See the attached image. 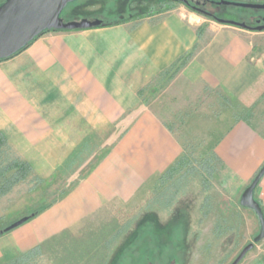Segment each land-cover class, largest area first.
<instances>
[{
    "label": "crops",
    "instance_id": "1",
    "mask_svg": "<svg viewBox=\"0 0 264 264\" xmlns=\"http://www.w3.org/2000/svg\"><path fill=\"white\" fill-rule=\"evenodd\" d=\"M166 77L164 99L143 105L140 93ZM177 99L194 102L193 109L199 99L218 104L211 154L222 186L241 206L264 165V30L208 20L178 5L111 25L46 31L0 60V131L32 166L33 157L73 155L69 126L128 125L75 189L12 232L22 233L18 247L30 251L165 174L183 155L173 127ZM255 197L264 210V176ZM239 264H264V239Z\"/></svg>",
    "mask_w": 264,
    "mask_h": 264
},
{
    "label": "rangeland",
    "instance_id": "2",
    "mask_svg": "<svg viewBox=\"0 0 264 264\" xmlns=\"http://www.w3.org/2000/svg\"><path fill=\"white\" fill-rule=\"evenodd\" d=\"M178 5L175 0H76L61 17L65 22L101 19L111 25ZM168 78L140 93L143 105L158 106ZM201 99L195 109L194 102L180 105L181 99L172 100L179 112L173 127L186 157L177 171L163 174L130 200L111 202L82 225L44 240L37 255L16 264H231L259 233L260 221L245 215L219 180L211 136L221 110L216 102ZM69 128L75 132L70 141L73 155L32 158L33 173L0 198V230L64 199L110 153L128 125ZM74 134L81 140H73ZM15 229L0 235V264H12L11 259L28 252L18 247L19 241L16 244L22 233L13 235Z\"/></svg>",
    "mask_w": 264,
    "mask_h": 264
},
{
    "label": "water",
    "instance_id": "3",
    "mask_svg": "<svg viewBox=\"0 0 264 264\" xmlns=\"http://www.w3.org/2000/svg\"><path fill=\"white\" fill-rule=\"evenodd\" d=\"M74 1L76 0H7L0 6V60L12 57L46 31L86 29L102 24L101 19L90 18L65 22L61 17L62 13ZM223 3L232 2L224 0ZM235 4L249 7L259 6ZM230 24L238 25L235 22H230ZM263 176L264 165L244 190L240 199L241 206L256 212L260 221V231L231 264H239L255 244L264 239V210L255 197V190ZM28 220L29 216L20 218L0 230V235L19 227Z\"/></svg>",
    "mask_w": 264,
    "mask_h": 264
},
{
    "label": "trees",
    "instance_id": "4",
    "mask_svg": "<svg viewBox=\"0 0 264 264\" xmlns=\"http://www.w3.org/2000/svg\"><path fill=\"white\" fill-rule=\"evenodd\" d=\"M145 15H150V12L149 14L146 12ZM101 25H105V23L102 21ZM192 53L193 52H190L186 57L179 61V64L173 68L174 72H177L180 65H182ZM212 156L217 158L216 155ZM184 161H186V157L183 154L173 165H171L165 174L171 176L177 171L180 164L182 165V163H184ZM33 170L34 168L29 161L22 159L20 156L12 152L8 136L0 131V198L10 193L16 185L25 181L33 173ZM38 214L39 212H35L32 215H29V220ZM39 248L40 247L38 246L24 254L17 255L11 259L10 262L16 264L23 259H28L31 256L37 255L39 253Z\"/></svg>",
    "mask_w": 264,
    "mask_h": 264
},
{
    "label": "flooded vegetation",
    "instance_id": "5",
    "mask_svg": "<svg viewBox=\"0 0 264 264\" xmlns=\"http://www.w3.org/2000/svg\"><path fill=\"white\" fill-rule=\"evenodd\" d=\"M7 0H0V6ZM187 8L196 11L207 18L226 22H235L246 28L264 30V0H225L232 3H223L224 0H175ZM240 4L259 5L249 7ZM241 10L239 13L236 10Z\"/></svg>",
    "mask_w": 264,
    "mask_h": 264
}]
</instances>
